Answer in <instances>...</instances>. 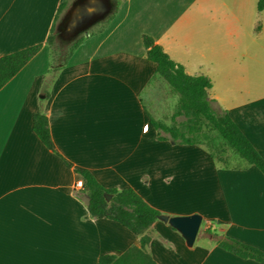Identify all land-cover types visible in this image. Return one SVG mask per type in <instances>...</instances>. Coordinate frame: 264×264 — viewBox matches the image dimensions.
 Returning <instances> with one entry per match:
<instances>
[{
	"label": "crops",
	"instance_id": "1",
	"mask_svg": "<svg viewBox=\"0 0 264 264\" xmlns=\"http://www.w3.org/2000/svg\"><path fill=\"white\" fill-rule=\"evenodd\" d=\"M62 2H77L75 15L102 5L109 17L102 30L85 32L41 103L44 42ZM257 2L0 0V56L43 44L0 89V264H97L101 255L139 247V236L90 216L73 169L90 171L105 188H131L160 214L201 216L190 247L158 219L144 231L156 264H260L216 240L264 252V176L246 162L220 166L201 145L156 138L167 135L149 118L170 127L176 110L142 44L146 35L188 75L207 76L208 99L264 159V7ZM36 112L46 115L59 156L34 134Z\"/></svg>",
	"mask_w": 264,
	"mask_h": 264
},
{
	"label": "trees",
	"instance_id": "2",
	"mask_svg": "<svg viewBox=\"0 0 264 264\" xmlns=\"http://www.w3.org/2000/svg\"><path fill=\"white\" fill-rule=\"evenodd\" d=\"M66 2L58 5L54 16V23L47 36L44 45L50 55V66L48 77L42 86V99L44 103L49 96L51 84L58 72L67 64L75 48L82 39H77L67 48L64 59L60 61L61 49L55 46L54 35L56 22L59 15L65 9ZM264 7V0H258L257 10ZM104 26L101 28V30ZM142 44L145 49V57L155 65V73L178 95V107L175 115H184L194 123L204 122L205 126L215 134L213 144L215 146H226L248 165L255 167L264 176V159L254 149L249 140L244 136L239 127L227 114L219 108L213 100L208 99L207 91L211 88L210 79L205 75H188L183 67L175 63L153 40L142 36ZM43 44L28 46L17 51L0 56V89L9 82L22 69ZM152 127L159 129L167 137L156 138L171 139L178 144L198 145L187 134L178 132L173 126L167 127L149 118ZM32 130L40 142L51 152L59 156L53 149L48 121L45 114L36 112L32 118ZM188 130V129H187ZM192 131L188 130V133ZM213 144H206V148L212 159L215 155L210 151ZM216 161V160H215ZM67 166H69L66 163ZM80 176L82 188L80 193L87 198L86 208L90 216L99 220H110L127 229L132 234L139 236V247L132 246L120 255H101L97 264H156L151 256L144 250L149 243V238L143 235L144 231L157 220L160 212L146 203L131 188H105L94 175L85 169H73ZM110 195L108 201L105 195ZM206 231L215 236L214 231L209 227ZM218 247L241 258L253 260L264 264V252L237 240L223 237L216 240Z\"/></svg>",
	"mask_w": 264,
	"mask_h": 264
},
{
	"label": "rangeland",
	"instance_id": "3",
	"mask_svg": "<svg viewBox=\"0 0 264 264\" xmlns=\"http://www.w3.org/2000/svg\"><path fill=\"white\" fill-rule=\"evenodd\" d=\"M76 3H71L69 6L65 7L61 14L59 15L58 21L56 22L55 27V35H54V42L55 46L61 49V58L60 61L64 59V56L67 52V48L72 45L77 39H83L84 34L86 31L97 30L101 28L108 19V15H105L103 12L102 19H104L99 24H96V21H92L87 24L83 29L79 30L78 32L74 33L68 30L70 21L74 18L75 10H76ZM100 18V19H101ZM259 44L262 43L261 39L258 40ZM264 44V43H262ZM49 53V51H48ZM72 56V55H71ZM71 58V57H70ZM69 58V60H70ZM50 60V55H49ZM68 60V61H69ZM50 66V61H49ZM166 87H168L169 91L172 93L170 94V101L167 100L166 102L169 103L170 112L173 110L177 111L178 107V95L175 93L169 86H167L166 82H163ZM50 93V90H49ZM209 93H212L211 91ZM176 114V112H175ZM173 115L172 117V125L174 128L177 129L178 132L186 133L188 137H191L192 140L197 141L199 144L203 146L206 150V144H213V137L215 134L210 131L204 124L203 121L199 123H194L192 120L188 119L184 115ZM192 131V133H188V130ZM217 144H213V147L210 151L215 155L216 162L223 167H235L237 165H243L245 161L239 158L235 153H233L228 147L226 146H215ZM209 151V150H207Z\"/></svg>",
	"mask_w": 264,
	"mask_h": 264
},
{
	"label": "water",
	"instance_id": "4",
	"mask_svg": "<svg viewBox=\"0 0 264 264\" xmlns=\"http://www.w3.org/2000/svg\"><path fill=\"white\" fill-rule=\"evenodd\" d=\"M93 13H94V15H93L94 18L90 22L101 18L103 15V13L99 14V12H93ZM73 20H74V18L71 21H73ZM71 21H70V23H71ZM90 22H88L87 24H89ZM70 23H69V25H70ZM87 24L82 26L79 30L83 29ZM78 31H76V32H78ZM76 32H74V33H76ZM110 197H111L110 195L106 194L105 200L108 201L110 199ZM157 219L168 224L170 227H172L176 231H178L180 233V235L182 236V238L184 239L186 245L189 247L193 245L195 238H196V235L199 231L201 221H202L201 216L198 214H192V215H188V216H168V215L160 214L157 217Z\"/></svg>",
	"mask_w": 264,
	"mask_h": 264
},
{
	"label": "flooded vegetation",
	"instance_id": "5",
	"mask_svg": "<svg viewBox=\"0 0 264 264\" xmlns=\"http://www.w3.org/2000/svg\"><path fill=\"white\" fill-rule=\"evenodd\" d=\"M104 10H105V7L102 5H99V6L97 5L94 8V11L99 12V14L103 13ZM93 15H94L93 12H84V11L80 12L74 17V20L71 21L68 27V30L71 32L78 31L82 26H84L85 24H87L94 18Z\"/></svg>",
	"mask_w": 264,
	"mask_h": 264
},
{
	"label": "built area",
	"instance_id": "6",
	"mask_svg": "<svg viewBox=\"0 0 264 264\" xmlns=\"http://www.w3.org/2000/svg\"><path fill=\"white\" fill-rule=\"evenodd\" d=\"M75 189H81L82 188V182L81 181H76L74 184Z\"/></svg>",
	"mask_w": 264,
	"mask_h": 264
}]
</instances>
